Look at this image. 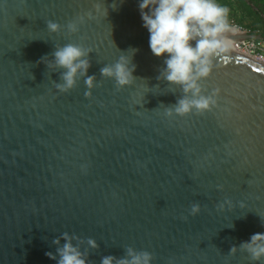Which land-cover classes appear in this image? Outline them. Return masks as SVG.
Instances as JSON below:
<instances>
[{
    "label": "water",
    "instance_id": "1",
    "mask_svg": "<svg viewBox=\"0 0 264 264\" xmlns=\"http://www.w3.org/2000/svg\"><path fill=\"white\" fill-rule=\"evenodd\" d=\"M139 3L0 0V264H57L64 233L86 264L128 249L150 264H264L240 247L264 233V64L218 52L197 81L215 105L180 116L199 96L161 76ZM69 43L90 66L61 91L53 53ZM122 55L134 79L118 86L101 69Z\"/></svg>",
    "mask_w": 264,
    "mask_h": 264
},
{
    "label": "clouds",
    "instance_id": "2",
    "mask_svg": "<svg viewBox=\"0 0 264 264\" xmlns=\"http://www.w3.org/2000/svg\"><path fill=\"white\" fill-rule=\"evenodd\" d=\"M139 9L143 26L149 32L152 54L158 58L164 57L165 68L161 76L172 84L183 86L185 93L191 92L193 97L199 96L198 99H180L175 112L184 116L193 108L197 110V114L210 110V106L215 105L216 101L211 96L199 95L201 90L197 81L210 75L213 56L229 47L224 35L233 30L228 21V8L217 0H140ZM80 23H83V17L70 20L65 27L70 32H77ZM61 27L57 22L47 21V28L51 32H57ZM88 51L90 49L72 43L57 47L53 53L55 66L65 69L62 74L64 84L57 85L61 91H67L75 85L78 72L81 75L86 73L90 64L83 57ZM128 63L129 58L122 55L117 63L101 69V73L106 77H113L118 86L127 85L134 79L132 72L135 70V65L129 68ZM93 80L94 77L91 76L86 79L85 83L89 88L93 86ZM199 211L200 205L194 203L191 214L196 215ZM63 239L64 245L57 249L60 257L57 264H86L83 254L73 246L67 233L63 234ZM53 243L59 244L60 240L55 239ZM88 243L93 248L97 247L92 239ZM240 247L249 253L253 261H259L264 257V233L253 234ZM232 252H235V248ZM46 255L50 259H56L51 252ZM151 260L152 254L149 252L136 253L128 249L125 258L106 256L101 264H150Z\"/></svg>",
    "mask_w": 264,
    "mask_h": 264
},
{
    "label": "rangeland",
    "instance_id": "3",
    "mask_svg": "<svg viewBox=\"0 0 264 264\" xmlns=\"http://www.w3.org/2000/svg\"><path fill=\"white\" fill-rule=\"evenodd\" d=\"M219 4L224 7H227L228 12V21L229 25L237 24L240 21L247 30L252 31L256 28H262L263 22L258 16L254 13V9H250L244 0H217ZM254 3L260 8L264 14V0H254Z\"/></svg>",
    "mask_w": 264,
    "mask_h": 264
},
{
    "label": "built area",
    "instance_id": "4",
    "mask_svg": "<svg viewBox=\"0 0 264 264\" xmlns=\"http://www.w3.org/2000/svg\"><path fill=\"white\" fill-rule=\"evenodd\" d=\"M231 29L228 32H244L249 34H259V32H251L239 24H231ZM233 50L245 56L253 58L264 64V39L263 40H246L241 42H233Z\"/></svg>",
    "mask_w": 264,
    "mask_h": 264
},
{
    "label": "trees",
    "instance_id": "5",
    "mask_svg": "<svg viewBox=\"0 0 264 264\" xmlns=\"http://www.w3.org/2000/svg\"><path fill=\"white\" fill-rule=\"evenodd\" d=\"M245 1V3L247 4V6L250 8V9H253L252 8V6L251 5H249L247 2H246V0H244ZM249 3H251L253 6H255L256 8H257V10H253L254 11V13L258 16V18H260L261 20H262V22H263V17H262V15L264 16V14H263V12L260 10V8L254 3V0H247ZM235 23H237V24H239L240 26H243L244 27V25L240 22V21H238L237 20V22L236 21H234ZM263 24V27L262 28H256V29H253L251 32H254V33H256V32H259V34H261V35H263L264 36V22L262 23ZM244 28H246V27H244ZM247 29V28H246Z\"/></svg>",
    "mask_w": 264,
    "mask_h": 264
},
{
    "label": "bare ground",
    "instance_id": "6",
    "mask_svg": "<svg viewBox=\"0 0 264 264\" xmlns=\"http://www.w3.org/2000/svg\"><path fill=\"white\" fill-rule=\"evenodd\" d=\"M224 35H225V37L227 39V32ZM227 41L229 42V47L228 48L231 49V50H233V42L230 41V40H228V39H227Z\"/></svg>",
    "mask_w": 264,
    "mask_h": 264
}]
</instances>
